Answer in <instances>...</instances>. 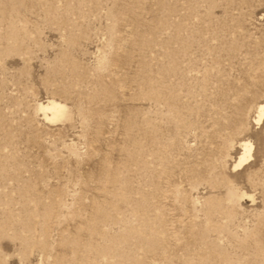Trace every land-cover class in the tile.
<instances>
[{"label":"rangeland","instance_id":"rangeland-1","mask_svg":"<svg viewBox=\"0 0 264 264\" xmlns=\"http://www.w3.org/2000/svg\"><path fill=\"white\" fill-rule=\"evenodd\" d=\"M262 106L264 0H0V264H264Z\"/></svg>","mask_w":264,"mask_h":264},{"label":"bare ground","instance_id":"bare-ground-1","mask_svg":"<svg viewBox=\"0 0 264 264\" xmlns=\"http://www.w3.org/2000/svg\"><path fill=\"white\" fill-rule=\"evenodd\" d=\"M59 105L60 104L53 102L51 103L50 107L48 105L46 107L50 109H54V108H58ZM263 118H264V106H262L260 109V113L258 115V122H261ZM243 146H244L243 153L239 158L238 165L246 164L251 159L252 156L251 152L253 150V144L250 141H246Z\"/></svg>","mask_w":264,"mask_h":264}]
</instances>
